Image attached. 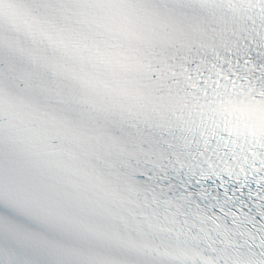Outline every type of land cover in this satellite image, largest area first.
<instances>
[{
    "label": "snow or ice",
    "instance_id": "obj_1",
    "mask_svg": "<svg viewBox=\"0 0 264 264\" xmlns=\"http://www.w3.org/2000/svg\"><path fill=\"white\" fill-rule=\"evenodd\" d=\"M0 264H264V0H0Z\"/></svg>",
    "mask_w": 264,
    "mask_h": 264
}]
</instances>
